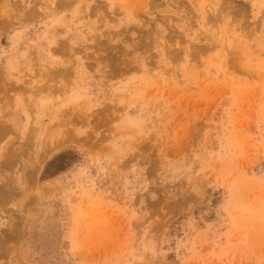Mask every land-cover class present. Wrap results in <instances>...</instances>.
<instances>
[{"label":"rangeland","instance_id":"1","mask_svg":"<svg viewBox=\"0 0 264 264\" xmlns=\"http://www.w3.org/2000/svg\"><path fill=\"white\" fill-rule=\"evenodd\" d=\"M0 264H264V0H0Z\"/></svg>","mask_w":264,"mask_h":264},{"label":"trees","instance_id":"2","mask_svg":"<svg viewBox=\"0 0 264 264\" xmlns=\"http://www.w3.org/2000/svg\"><path fill=\"white\" fill-rule=\"evenodd\" d=\"M52 163H53V161H50L45 167L44 174L47 175V176H51L52 175V174H50Z\"/></svg>","mask_w":264,"mask_h":264},{"label":"bare ground","instance_id":"3","mask_svg":"<svg viewBox=\"0 0 264 264\" xmlns=\"http://www.w3.org/2000/svg\"><path fill=\"white\" fill-rule=\"evenodd\" d=\"M107 60V59H106Z\"/></svg>","mask_w":264,"mask_h":264}]
</instances>
